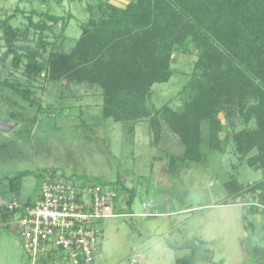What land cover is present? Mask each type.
<instances>
[{
    "label": "rangeland",
    "instance_id": "rangeland-1",
    "mask_svg": "<svg viewBox=\"0 0 264 264\" xmlns=\"http://www.w3.org/2000/svg\"><path fill=\"white\" fill-rule=\"evenodd\" d=\"M148 1L0 0V24L8 17L18 32L29 29L27 40L20 34L14 43L21 65L13 67L12 56L0 63V82L14 86L0 83V120L16 123L0 132V223L7 216L1 203H29L41 180L120 185L116 213L122 216L100 223L96 264H133L137 256L140 264H176L196 245L195 264H207L208 252L211 264H264V133L258 113L264 82L252 76L257 93L241 104L232 81L199 95L203 73L223 76L239 63L218 43L207 50L210 60L185 43L145 93L135 89L133 99L122 82L129 70L107 71L114 61L135 62L115 52L123 46L79 41L84 29L98 23L100 5L139 13ZM1 39L0 30V54ZM141 53L131 55L138 60ZM33 62L40 74H24V65ZM196 96L205 104L194 115L197 138L194 130L182 137L175 128L186 122L173 114ZM243 131L254 145L240 157L236 136ZM195 149L199 155L185 154ZM237 184L245 191L238 192ZM0 264H29L12 224H0Z\"/></svg>",
    "mask_w": 264,
    "mask_h": 264
},
{
    "label": "trees",
    "instance_id": "trees-1",
    "mask_svg": "<svg viewBox=\"0 0 264 264\" xmlns=\"http://www.w3.org/2000/svg\"><path fill=\"white\" fill-rule=\"evenodd\" d=\"M97 14L100 17L98 23L90 30L84 29L79 41H87L92 45L97 39L99 40L97 45L101 47L107 43L115 44L117 48L123 46L115 52L119 51V54L126 56L124 57L126 60L130 55L135 62L132 65L123 62V65H120L114 61L107 64V71L122 73L129 70V74L124 77V80L122 79V82L125 89L124 94L130 98L134 99L136 96L135 93L132 95L135 89L140 94L145 93L154 82L153 78L168 66L172 52L176 48H185L187 43L192 44L195 51L207 60H210L207 50L214 43H218L219 47L239 63L234 68L229 67L223 76L203 73L198 83L200 85L199 95L205 93L214 84L219 85L232 81L238 88V100L241 104L245 97L248 98L257 93L258 87L255 86L252 76L264 82V0H153L145 3L144 9L139 13L129 8L123 10L108 3L100 5L97 8ZM44 15L54 22L62 19L55 15ZM7 19L8 17L0 24L2 46L5 47L0 54V63L3 64L9 56H12V65L17 68L21 65L22 57L15 51L14 43L18 41L20 34L28 33L29 29L18 32ZM28 20L32 22V18L29 17ZM22 38L24 41L27 40L26 34ZM137 50L142 51L138 60L131 55ZM40 72L41 68L35 62L24 65L23 73L28 76L38 75ZM0 83L4 87L14 89V86L6 81ZM261 97L258 104L261 109L258 113L262 120L259 131L264 133V91ZM111 104L112 99L107 98V106L110 107ZM202 106L205 107V104L199 102L196 96L184 105L180 113L173 114V118L178 116L186 122L182 125L185 128L180 125L175 128L177 134L183 137V131L189 133H192L191 130L195 131L193 128L197 123L195 113L199 112ZM115 107H117L116 113L114 112L116 115L119 113L117 110L119 108L121 110L122 107L121 105ZM166 110L167 113H173L169 108ZM111 111L112 109L109 112ZM161 117L167 120L168 116L163 113ZM196 134H198V129L192 133L195 139ZM236 137L237 152L240 157H245L247 151L254 145V141L250 139L247 131L238 133ZM189 151L192 153L190 154ZM189 151L185 154L189 156L200 154L198 149ZM118 187L120 185L115 187L117 192ZM236 190L242 193L245 188L237 184ZM254 190L252 186L249 188L252 193L255 192ZM259 195L261 201H264V193H259ZM131 202L132 199H129L126 204L130 205ZM194 244L192 241L190 245ZM197 248L196 245L190 255L178 259L177 264H195L194 253L199 251ZM51 259H41L43 261L39 264H48Z\"/></svg>",
    "mask_w": 264,
    "mask_h": 264
},
{
    "label": "built area",
    "instance_id": "built-area-1",
    "mask_svg": "<svg viewBox=\"0 0 264 264\" xmlns=\"http://www.w3.org/2000/svg\"><path fill=\"white\" fill-rule=\"evenodd\" d=\"M115 187L78 180H42L29 203L2 202V226L14 225L29 264L41 257L62 263L96 264L100 223L116 213Z\"/></svg>",
    "mask_w": 264,
    "mask_h": 264
},
{
    "label": "crops",
    "instance_id": "crops-1",
    "mask_svg": "<svg viewBox=\"0 0 264 264\" xmlns=\"http://www.w3.org/2000/svg\"><path fill=\"white\" fill-rule=\"evenodd\" d=\"M187 210H189V209H183V210H181L182 212L183 211H187ZM161 213H163V212H161ZM262 214V213H261ZM261 241H263V244H264V237H263V239H261ZM263 248V247H262ZM264 249V248H263ZM198 254H200L199 252H195L194 253V257H195V260H197L196 259V257H197V255ZM188 255H190V252H189V254ZM188 255H186L185 257H187ZM264 258V257H263ZM40 259V260H39ZM38 259V261H37V264H39L40 262H42L43 260H47V258H45V257H41V258H39ZM41 259H43L42 261H41ZM53 259V258H52ZM50 260V261H48V264H57L56 263V261L57 260ZM137 261V262H136ZM133 264H140V260H139V256H137L136 257V259H133L132 261H131ZM59 263H62V262H59ZM176 264H177V262H176Z\"/></svg>",
    "mask_w": 264,
    "mask_h": 264
},
{
    "label": "water",
    "instance_id": "water-1",
    "mask_svg": "<svg viewBox=\"0 0 264 264\" xmlns=\"http://www.w3.org/2000/svg\"><path fill=\"white\" fill-rule=\"evenodd\" d=\"M15 122L0 120V132H9L15 127Z\"/></svg>",
    "mask_w": 264,
    "mask_h": 264
},
{
    "label": "flooded vegetation",
    "instance_id": "flooded-vegetation-1",
    "mask_svg": "<svg viewBox=\"0 0 264 264\" xmlns=\"http://www.w3.org/2000/svg\"><path fill=\"white\" fill-rule=\"evenodd\" d=\"M208 255L210 256V259H212V254L208 252ZM209 259L207 264H211V260Z\"/></svg>",
    "mask_w": 264,
    "mask_h": 264
}]
</instances>
